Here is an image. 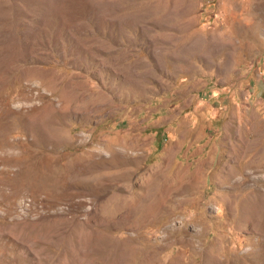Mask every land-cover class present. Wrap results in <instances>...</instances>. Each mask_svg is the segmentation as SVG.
<instances>
[{
    "label": "rangeland",
    "instance_id": "374dc122",
    "mask_svg": "<svg viewBox=\"0 0 264 264\" xmlns=\"http://www.w3.org/2000/svg\"><path fill=\"white\" fill-rule=\"evenodd\" d=\"M0 264H264V0H0Z\"/></svg>",
    "mask_w": 264,
    "mask_h": 264
}]
</instances>
